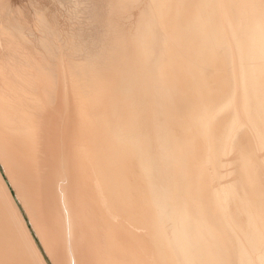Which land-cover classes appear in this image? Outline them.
Returning a JSON list of instances; mask_svg holds the SVG:
<instances>
[{"label":"bare ground","instance_id":"bare-ground-1","mask_svg":"<svg viewBox=\"0 0 264 264\" xmlns=\"http://www.w3.org/2000/svg\"><path fill=\"white\" fill-rule=\"evenodd\" d=\"M142 1L72 67L0 18V264H49L22 209L51 264H264V0H147L123 32Z\"/></svg>","mask_w":264,"mask_h":264},{"label":"rangeland","instance_id":"rangeland-1","mask_svg":"<svg viewBox=\"0 0 264 264\" xmlns=\"http://www.w3.org/2000/svg\"><path fill=\"white\" fill-rule=\"evenodd\" d=\"M102 2L106 3V0H0V5H2L0 6L2 9L0 18L11 25L13 29L15 28L29 34L31 44H29L28 47L32 51L40 50L39 41L45 34L44 25H47L50 33L53 34L59 42L65 43L64 50H66L65 52L68 56L69 66L72 67L73 61H78V65L80 63L78 54L74 53V55H71V52L74 51V44H78L82 47L83 52H90L92 54L93 51L99 47L100 43L103 44L108 39L110 34L109 21L111 19L109 15V4L111 5V0L110 2L107 0L108 5H106L107 3L103 5L105 8L102 7ZM146 5L147 0H143L139 5L130 9L131 11H129L128 14H121V16L119 14L115 16L114 21L121 29L123 27V32H133L146 8ZM106 6L109 7L107 8ZM108 12L109 14H106ZM102 15L106 17H102ZM120 17L123 19H120ZM100 32L102 33L100 34ZM0 51L3 52V49L0 48ZM227 165L225 166L224 174L226 171L227 174H225V177L227 175L228 179L230 171L228 170L229 167ZM0 171L2 176L7 179L4 169L1 166ZM10 191L16 196V191L12 187ZM21 212L29 230L31 231L34 241L37 243V247L45 257L46 261L51 264V260H49L50 257L45 251L40 238L35 231L32 230L33 228L30 224L28 215L23 209Z\"/></svg>","mask_w":264,"mask_h":264}]
</instances>
